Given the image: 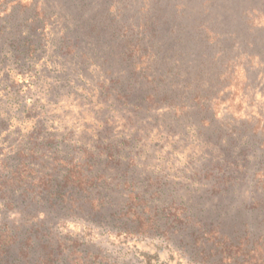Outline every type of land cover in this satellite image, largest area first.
<instances>
[{
  "label": "rangeland",
  "instance_id": "1",
  "mask_svg": "<svg viewBox=\"0 0 264 264\" xmlns=\"http://www.w3.org/2000/svg\"><path fill=\"white\" fill-rule=\"evenodd\" d=\"M80 33L84 44L101 50L99 58L117 65L118 87L153 74L162 76L160 88L167 93L183 90L205 71L211 82L199 84L207 83L210 93L183 105V112H195L191 118L173 120L167 103L133 118L131 103L112 99L117 84L112 97L101 96L108 76L99 61L85 63L59 51L63 37L71 41ZM136 35L141 53L147 46L152 61H166L141 79L132 75L141 53L132 63L125 54ZM146 94L136 93L140 104H148ZM111 104L118 115L106 110ZM108 113L117 119L107 124ZM127 116L132 119L125 122ZM36 129V142L51 136L62 148L41 147L26 159L40 176L57 183L68 176L72 165L66 161L76 166L84 157L93 160L85 169L103 171L106 181L84 193L63 190L74 199L71 210L55 201L41 209L35 195L47 219L39 241L23 259L13 244L3 264H35L52 240L64 244L53 264H74L72 252L82 255L83 264H147L141 248L157 254L151 264H264V188L256 185L264 172V0H0V162L14 164ZM123 139L132 144L118 147L113 160L98 150L100 143L119 146ZM216 166L233 174L231 187L218 191ZM124 171L152 211L143 237L123 233L134 229L128 191L120 190ZM24 189L12 193L13 208L5 212L0 203L3 216L26 203ZM92 198L101 204L96 215Z\"/></svg>",
  "mask_w": 264,
  "mask_h": 264
},
{
  "label": "trees",
  "instance_id": "2",
  "mask_svg": "<svg viewBox=\"0 0 264 264\" xmlns=\"http://www.w3.org/2000/svg\"><path fill=\"white\" fill-rule=\"evenodd\" d=\"M145 23H142L139 25V28L144 26ZM145 27V26H144ZM147 35L145 34L146 38ZM134 43H128V50L125 51V54L127 55L128 60L132 63V59L137 57V53L140 52V46L141 51L143 50L142 37H135ZM84 37L80 34L75 35L73 40H69L67 36L63 37L61 39V42L59 43V51L61 54H64V56H70V58L78 59L86 63V61H93L97 60L99 61V65L103 68L104 75L108 76V84L101 85L99 87L101 96L105 95L106 97H112V91H116L113 87V84H117L118 90L116 91V96H113L112 99L114 101H117L119 99L122 100V105L125 107H129V103H131L132 110V117L138 118L141 113H146L149 109H153L156 106H159L163 103H167L166 105H169L173 109L172 118L173 120H181L186 118H191V116H195V112H191L187 109V111L183 112L184 104L190 102L195 103L199 102L200 100H204L207 98L208 94L210 93L211 88L204 87L205 85L199 84V82H211L208 79V72L201 71L202 75H197L191 78V83L185 85V88L183 90L180 89H174L173 91L166 92V87L162 86V89L160 88L162 80V76L158 75L157 77L154 76L151 71L152 68L157 64L156 61H152V56L155 57V55L150 53L149 47L144 46L146 49L141 53L139 63L136 66V69H139L138 73H135L132 70L133 78H144L143 76H140V74H143L142 72H149L152 74L150 78H148L145 74V78H147V81L145 82L144 79H141V82L138 80H132L133 84H129V86L125 89L124 87H118L119 78L115 75L117 72V65L114 64L113 61L109 60L108 58L104 57V59L99 58L100 51L98 50L94 45L86 43L84 44ZM84 42V43H83ZM140 45V46H139ZM31 54V51L29 52ZM143 54V55H142ZM105 55V54H104ZM158 61H163L165 64V56H160ZM178 58V57H177ZM100 59V60H99ZM175 58H172L169 62H172L174 64ZM101 61V62H100ZM161 62H158L160 64ZM157 64V65H158ZM172 66V65H171ZM151 67V69H150ZM159 72V71H158ZM160 73V72H159ZM161 74V73H160ZM112 76V77H111ZM115 76V77H113ZM131 78H129L130 80ZM145 83V86L143 82ZM130 80V83H132ZM134 86H136L134 88ZM137 86L142 87L141 89ZM161 89V90H160ZM139 90H145L147 91V94L143 97V102L146 100L148 104H140L138 102V97L136 96V93ZM125 97L127 99H125ZM142 102V103H143ZM139 103V104H137ZM106 110L108 111H115L116 115H118V108H116L115 105L107 106ZM116 115H112L111 113H108V116H106L105 121L107 124L111 123V120L117 119ZM113 119V120H114ZM131 117H126V121H130ZM38 129L35 130V133H31L27 138L28 146H26L25 150H21L18 153V156H15V163L11 164V162H8L7 159L1 160L0 162V203L5 208V212L8 209H11L14 207V202L12 201V193L15 190H18L20 187L25 186V189L21 192V195L24 197V199H27L26 203L21 204L22 207L16 212V216L18 215V218H15L16 216H10L5 217L0 213V264H3L5 261V255L6 251L9 250V248L15 244L17 246V249L19 250V256L21 259L27 257L26 250H28L30 247H32L33 242L35 240H38L39 236H41L43 232V227L47 223V219H45L46 215L40 214L41 211L38 210L37 200L33 201V198L35 195L41 196L38 201L41 202V209H45L46 206H49L50 204L55 202H64L65 205H69V209L74 208V203L72 200H74L70 196H65L63 193V190L66 189L72 190L75 192H88L89 188L97 186L98 183H102L106 181V174H104L103 171H95L90 172V167H87L85 169V166L88 165L90 161H93L92 158H90L89 161H87L84 157L80 159L78 164L75 166L74 162L72 161H66V163H71V167L68 170V176L65 178H59L57 179V183H52V178H50L51 175H42L40 176L39 172L29 167L27 158L34 159V155L38 153L41 147L43 148H50L54 147L57 150H61L62 148L58 149V146L60 144V140H54L53 137H49L47 139L42 140L41 142H36L35 138L38 135ZM198 136L200 133L198 132ZM209 136V135H208ZM204 137V136H202ZM210 137V136H209ZM205 137V140L208 142L209 145H214V143L211 144L210 138ZM38 143V144H37ZM120 145L118 146L115 143H100L98 149L100 152L108 154L109 159H114L117 148L126 146L131 143V141L128 140H121ZM132 144V143H131ZM87 156H94V154L86 153ZM98 156V155H97ZM95 156V158L97 157ZM94 158V159H95ZM60 163L65 162V158H61ZM92 169V168H91ZM216 174H213V179H215L219 186L218 191L224 188H228L232 186V173H226L221 167L216 166ZM89 171V172H88ZM132 172V171H131ZM126 174V178L123 179L122 185L120 186V190L126 189L127 192V203L125 204L127 206V213L131 211L132 213V227L134 229H131L129 231H124L123 233L126 236H142L143 233L146 231V226L149 223H152V220L146 216L148 213H151L150 208L146 207V198L140 196L139 192H135L132 188L133 185V179L131 177H128V173L130 172H123ZM210 171H207V174L209 175ZM130 176V175H129ZM258 176V184L262 189L264 188V172H261L257 174ZM205 177H207L205 173ZM208 179V178H207ZM260 183V184H259ZM259 187V188H260ZM124 188V189H122ZM258 188V187H257ZM152 195H155V193H152ZM99 196V195H98ZM144 196V195H143ZM91 203L89 204V208L92 212H94V215L101 212V204H99V200L97 198H92ZM124 206V205H123ZM179 209L181 214L184 213V210L182 208ZM120 213L119 216L126 219V215ZM179 214V212H178ZM43 216V217H41ZM120 218V217H118ZM126 222L128 220L126 219ZM152 229L153 226H149V229ZM134 230V231H133ZM28 233L24 243H22V237L23 234ZM43 237V235H42ZM143 237V236H142ZM39 241V240H38ZM64 244L59 243L58 240H52L50 244L44 246V248H52V249H46L44 254L37 258V261L35 264H53L54 261L58 260V258H61V251L57 250V248L62 247ZM58 251V253L56 252ZM57 253V254H56ZM71 255V254H70ZM72 255L74 256V259H70L73 261L74 264H83L82 255L79 253L72 252ZM141 258L147 260V264H151V260L153 257H157V254L155 256H151L148 254V252L143 251V248H141L140 253ZM100 258L102 256H99ZM85 260V259H84Z\"/></svg>",
  "mask_w": 264,
  "mask_h": 264
}]
</instances>
